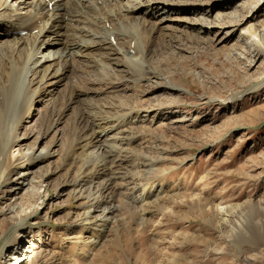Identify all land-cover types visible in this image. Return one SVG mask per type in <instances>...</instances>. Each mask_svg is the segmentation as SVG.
<instances>
[{
	"label": "rangeland",
	"instance_id": "1",
	"mask_svg": "<svg viewBox=\"0 0 264 264\" xmlns=\"http://www.w3.org/2000/svg\"><path fill=\"white\" fill-rule=\"evenodd\" d=\"M5 1L10 0L0 4ZM168 6L156 13L145 7L137 16L155 13L150 22H157L160 35L173 44L153 45L145 79L121 84L108 95L144 120L133 129L138 139L127 152L131 162L121 182L145 191L151 183L162 184L148 189L153 193L142 206L126 207L117 196L120 208L105 233L79 224L84 199L67 182L73 167L67 152L75 145L73 112L48 131L52 107L78 86L73 74L83 60L68 54L62 81L44 93L36 89L39 95L17 117L16 130L19 103L0 128V264H264V245L257 244L249 208L264 202V0H173ZM7 25V20L0 25V58L10 38L25 34L3 31ZM201 27L202 39L188 34ZM39 48L31 60L43 61L60 46ZM56 51L55 57L63 54ZM112 65L121 76L122 66ZM133 68L141 74L145 62L137 59ZM2 77L0 62V84ZM165 82L180 90L165 88ZM83 99L80 103L88 102ZM115 132L99 133L85 157L94 162L119 149ZM13 135L18 145L11 157ZM147 162L156 169L145 181ZM217 203L242 208L230 231L218 225Z\"/></svg>",
	"mask_w": 264,
	"mask_h": 264
},
{
	"label": "bare ground",
	"instance_id": "2",
	"mask_svg": "<svg viewBox=\"0 0 264 264\" xmlns=\"http://www.w3.org/2000/svg\"><path fill=\"white\" fill-rule=\"evenodd\" d=\"M123 1L10 0L0 4V25L6 20L8 24L7 27L3 26V31L25 32L24 35L10 38L8 41L10 48L0 58L3 75L0 84V128L7 112L11 111L16 103L20 104V108L16 113L15 121L20 117L23 109L29 111L33 95H39L36 93L37 88L44 93L49 87L62 81L69 65L68 54L83 60L73 74L78 89H67L61 101L57 105H52L48 131L61 123L67 111L73 112L75 145L67 152L66 158L73 165L69 168L73 176L67 174L69 178L67 182L73 188V192H77L78 197L84 199L81 212L77 214L79 224L83 226L90 224L101 233H105L107 224L111 219L116 218V212L120 208L118 200L116 201L117 196H123L124 200L120 202L125 203L126 207H135V203H140L139 206H142L149 203L146 199H149L153 193V190L148 191V189L162 184V182L151 183L145 191L142 187L137 188L136 184H132L133 182L126 184L121 182L127 178L126 169L131 162L127 152L130 145L138 139L133 129L136 124L143 123L144 120L143 117L140 120L143 115H138L133 109L121 105V100L120 102L111 100L108 95L119 90L123 86L121 84L126 82L135 84L145 79L147 71L151 70L147 65V58L151 55L152 46H168L172 43L168 35H160L157 22L151 23L150 19L157 10L159 12L168 9V4L173 0H159V3H156V0H139L136 2L138 6H127ZM145 7L148 8V12L155 13L143 12L146 17L137 16V13ZM43 18L47 20L45 25L40 23ZM94 31L99 34V39H87L89 36H95ZM204 31L201 27L197 33L185 32L194 38L202 39L200 34ZM156 32L159 34L156 35ZM40 44H44L47 50L52 49L53 45H58L60 48L56 50L59 52L63 50V54L60 53L55 57L58 51L54 49V53L49 51L51 54L44 60L40 57L43 61L31 60L36 53H39ZM109 55H120L122 60L116 63V59L113 60ZM137 59L145 62L146 69L144 68L141 74L133 68V62ZM112 62L122 66L121 76L112 70L114 68ZM55 65L59 68L51 72ZM107 69L112 73L111 76L107 74ZM39 70L43 74L38 78ZM163 86L169 90H180L179 85L172 82H165ZM83 98L88 99V102L80 103ZM106 99L110 103L105 102ZM32 102L35 100L33 99ZM19 125L17 121L14 122V130ZM109 131H116L115 133L119 134L116 138L120 142L119 149L105 152L91 162L85 157V151L99 137V133L106 134ZM17 140L18 137L13 135L9 143L8 151L11 157L15 156L12 149L18 145ZM46 154H50L49 150ZM151 165L148 162L144 164L142 171L146 176L145 181L150 179L151 173L156 169V166ZM128 190L133 191L130 196L123 194ZM219 204L215 206L218 225L220 229L230 231L229 228L235 225V221L239 222L242 208L235 204L228 206ZM249 208H253L254 211L250 224L258 231L257 244L263 246L264 202L257 206L251 204Z\"/></svg>",
	"mask_w": 264,
	"mask_h": 264
}]
</instances>
